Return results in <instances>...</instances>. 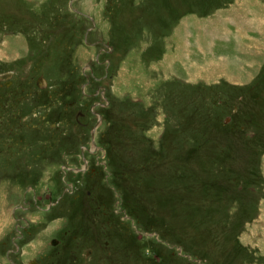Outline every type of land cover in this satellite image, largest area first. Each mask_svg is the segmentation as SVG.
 <instances>
[{"label":"rangeland","instance_id":"rangeland-1","mask_svg":"<svg viewBox=\"0 0 264 264\" xmlns=\"http://www.w3.org/2000/svg\"><path fill=\"white\" fill-rule=\"evenodd\" d=\"M259 1L0 0V264H264Z\"/></svg>","mask_w":264,"mask_h":264},{"label":"flooded vegetation","instance_id":"flooded-vegetation-1","mask_svg":"<svg viewBox=\"0 0 264 264\" xmlns=\"http://www.w3.org/2000/svg\"><path fill=\"white\" fill-rule=\"evenodd\" d=\"M9 76H10L9 73H3V74H0V80L3 79L4 77H9ZM3 107H4V106H2V109H3ZM4 109H5V108H4ZM11 124H12V123H10V121H8L7 124H6V123L3 124V122H2V124H0V126H1L0 129L3 128V130H4V127H6V125L11 126ZM3 125H4V126H3ZM11 136H12V135H11ZM11 136H10V137H11ZM13 137H14V136H13ZM0 141H1V140H0Z\"/></svg>","mask_w":264,"mask_h":264},{"label":"crops","instance_id":"crops-1","mask_svg":"<svg viewBox=\"0 0 264 264\" xmlns=\"http://www.w3.org/2000/svg\"><path fill=\"white\" fill-rule=\"evenodd\" d=\"M258 3L261 4L262 2L261 1L257 2V0H253L252 4H258ZM258 7H261V6H258ZM249 21L251 23V20H249V18H248L246 22H249Z\"/></svg>","mask_w":264,"mask_h":264}]
</instances>
